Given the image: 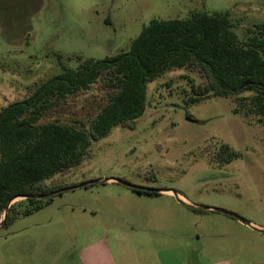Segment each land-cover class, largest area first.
Returning a JSON list of instances; mask_svg holds the SVG:
<instances>
[{
	"label": "rangeland",
	"instance_id": "obj_1",
	"mask_svg": "<svg viewBox=\"0 0 264 264\" xmlns=\"http://www.w3.org/2000/svg\"><path fill=\"white\" fill-rule=\"evenodd\" d=\"M248 1L237 3L235 11L230 9L239 34L251 23L264 22V0ZM233 6L235 2L223 0H43L22 47L13 49L0 38V66L18 65L13 74L10 66L5 72L0 69V107L23 94L29 81L22 78L25 65L37 66L35 60L40 58L30 79L53 72L54 63L44 59L46 53L111 57L127 51L153 18H185L192 11L215 12ZM32 52L37 55L29 60ZM181 73L167 74L149 85L147 107L134 130L115 129L92 146V159L69 180L90 184L47 200L18 204L17 217L0 227V264H109L96 242L100 239L113 247L105 250L106 258L120 264L119 248L129 258L139 250L134 245L158 234L166 236L159 246L183 243L190 253L189 264L206 260L209 264L213 260L264 264V233L249 228L236 237L232 227L222 222L231 219L228 215L208 212L207 218L173 195L95 182L116 178L146 188L174 190L193 205L217 207L264 225V118L245 114L231 98L208 97L189 103L185 81L166 85ZM207 143L215 145L214 150L227 143L241 157L217 166L199 155ZM34 204L40 208L24 214ZM162 219L165 226L155 225Z\"/></svg>",
	"mask_w": 264,
	"mask_h": 264
},
{
	"label": "trees",
	"instance_id": "obj_2",
	"mask_svg": "<svg viewBox=\"0 0 264 264\" xmlns=\"http://www.w3.org/2000/svg\"><path fill=\"white\" fill-rule=\"evenodd\" d=\"M237 3L215 12L192 11L185 18H153L127 51L111 57L46 53L44 59L54 63L50 75L30 79L40 58L37 66L25 65L22 78L29 81L23 94L0 107V217L12 197L76 185L69 180L92 159V146L115 129L134 130L147 107L149 85L167 74L182 72L166 85L185 81L191 104L231 98L245 114L264 118V22L251 23L241 36L230 11ZM72 60L76 65L68 64ZM8 66L12 74L18 69ZM214 146L207 143L199 155L217 166L241 157L227 143ZM20 202L9 207L2 226L17 217ZM39 208L34 204L24 214Z\"/></svg>",
	"mask_w": 264,
	"mask_h": 264
},
{
	"label": "crops",
	"instance_id": "obj_3",
	"mask_svg": "<svg viewBox=\"0 0 264 264\" xmlns=\"http://www.w3.org/2000/svg\"><path fill=\"white\" fill-rule=\"evenodd\" d=\"M224 2H243L244 0H223ZM247 1V0H245ZM43 7V0H0V38L8 46L13 49H19L24 45L25 38L29 35L31 31V19L38 13ZM166 197H172L170 192L161 193ZM178 197L185 203H190L189 200L184 198L178 193ZM190 210V209H189ZM193 212V211H192ZM207 216L209 218V213L199 214ZM159 218V217H158ZM154 220V219H153ZM152 220V221H153ZM154 222V221H153ZM226 226L232 227V233L237 237L240 233H245V230L249 229L246 224L241 223L238 219L232 218L225 219L222 221ZM249 223L256 228H264L263 224H258L253 221ZM167 224V223H166ZM163 219L160 223H155L159 227L165 226ZM154 225V226H155ZM250 230V229H249ZM206 237L210 238L209 235ZM235 239L237 240V238ZM103 240H96L99 244V248L103 249L105 255V261L109 264H113L112 260L106 258L105 250L113 248L111 244ZM144 240V241H143ZM142 242L138 245L139 250L137 253L131 254L132 256L126 258L124 252L120 251L118 258L120 264H189L188 259L190 258V253L187 247L183 243L171 244L169 246H159V243L166 242V236L163 234H158L157 237H146L141 240ZM137 243V242H136ZM130 256V255H129ZM226 264H230L225 261ZM205 264H209L208 260ZM210 264H221L219 260H213Z\"/></svg>",
	"mask_w": 264,
	"mask_h": 264
},
{
	"label": "water",
	"instance_id": "obj_4",
	"mask_svg": "<svg viewBox=\"0 0 264 264\" xmlns=\"http://www.w3.org/2000/svg\"><path fill=\"white\" fill-rule=\"evenodd\" d=\"M187 121L189 122H195V120L191 119V118H187ZM95 182H117V183H120L128 188H131L133 189L134 191L136 192H141V191H144V192H147V193H154V194H161V193H166V192H170L171 195H173L177 201L179 202H182V200L178 197V193L174 190H169V189H152V188H146V187H142V186H137V185H134V184H131L130 182H127L125 180H122V179H116V178H105V179H99ZM90 184V182H83V183H80L78 185H74V186H68V187H63L61 189H57V190H54L52 192H49V193H46V194H40V195H32V194H28V195H19V196H15V197H12L5 205V208H4V211L3 213L1 214V217H0V227H2L4 221H5V218L7 216V212H8V209L9 207L13 204L14 201L16 200H25V199H44V198H47V197H50V196H53L55 194H58V193H61V192H64V191H67L69 189H74V188H79V187H82V186H86ZM185 206H188L189 208H193V209H197V210H204V211H212V212H218V213H222V214H225V215H228L232 218H236L238 219L241 223L243 224H246L249 228L253 229V230H257L259 232H263L264 233V228H256V227H253L249 222L245 221L243 218H241L240 216L234 214V213H231V212H228L224 209H220V208H217V207H208V206H202V205H193L191 203H183Z\"/></svg>",
	"mask_w": 264,
	"mask_h": 264
}]
</instances>
